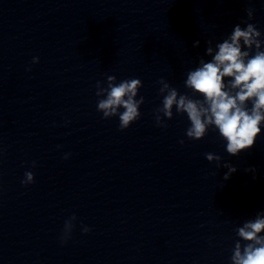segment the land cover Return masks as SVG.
Returning a JSON list of instances; mask_svg holds the SVG:
<instances>
[{
    "label": "clouds",
    "instance_id": "9594fccd",
    "mask_svg": "<svg viewBox=\"0 0 264 264\" xmlns=\"http://www.w3.org/2000/svg\"><path fill=\"white\" fill-rule=\"evenodd\" d=\"M248 20L253 19L254 9H246ZM262 33L252 23L242 28L237 24L231 34L215 49L212 41H207L206 55L211 60H199V66L189 70L184 82L185 87L198 94L203 99H194L178 90L161 78L159 93L163 97L162 106L155 109V121L159 127H167L165 118H173V108L176 113L186 114L190 127L186 136L192 140L203 139L209 129L218 130L221 139L226 141V151L231 156H238L242 151L251 149L261 134L264 124V40ZM199 46V41L194 42ZM33 63L39 58L34 57ZM30 70V69H29ZM225 78H229L227 83ZM142 81L138 78L126 79L117 83L116 77L107 76V87L101 82L96 83L98 99L97 111L103 113L104 119L119 117L120 130L127 129L140 118V106L144 97L136 99ZM251 104V107L248 105ZM120 109H123L121 112ZM184 143L183 140L180 141ZM209 162H216L220 167L222 157L206 153ZM68 158V154L65 155ZM35 167V161H33ZM228 171L224 175L227 180L237 171L236 167L225 163ZM255 172V169H246ZM21 181L23 185L34 183V174L27 171ZM76 219L73 215L65 222L61 243H66L71 236ZM85 233L89 232L84 227ZM264 212L258 213L255 219L247 220L242 227L236 229L240 238L232 250V264H264ZM244 241L243 245L240 241Z\"/></svg>",
    "mask_w": 264,
    "mask_h": 264
}]
</instances>
